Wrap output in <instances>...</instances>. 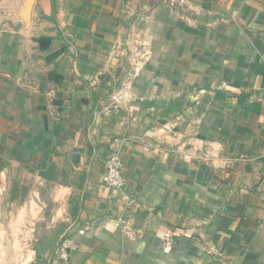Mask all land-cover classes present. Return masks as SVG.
Segmentation results:
<instances>
[{"label": "crops", "instance_id": "0c3cea01", "mask_svg": "<svg viewBox=\"0 0 264 264\" xmlns=\"http://www.w3.org/2000/svg\"><path fill=\"white\" fill-rule=\"evenodd\" d=\"M263 221L264 0H0V264H243Z\"/></svg>", "mask_w": 264, "mask_h": 264}, {"label": "built area", "instance_id": "2783aa9c", "mask_svg": "<svg viewBox=\"0 0 264 264\" xmlns=\"http://www.w3.org/2000/svg\"><path fill=\"white\" fill-rule=\"evenodd\" d=\"M129 61L127 80L132 83L141 74L144 66L150 61V51L144 43H128ZM123 162L119 153H113L107 160L106 173L103 177L104 184L113 190L121 191L126 185L123 175Z\"/></svg>", "mask_w": 264, "mask_h": 264}, {"label": "rangeland", "instance_id": "374dc122", "mask_svg": "<svg viewBox=\"0 0 264 264\" xmlns=\"http://www.w3.org/2000/svg\"><path fill=\"white\" fill-rule=\"evenodd\" d=\"M243 264H264V221L250 243Z\"/></svg>", "mask_w": 264, "mask_h": 264}]
</instances>
